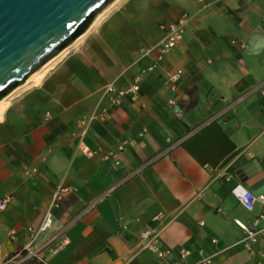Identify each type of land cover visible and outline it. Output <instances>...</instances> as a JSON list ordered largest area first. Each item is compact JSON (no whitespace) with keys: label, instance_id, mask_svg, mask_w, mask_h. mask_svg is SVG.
I'll use <instances>...</instances> for the list:
<instances>
[{"label":"crops","instance_id":"obj_1","mask_svg":"<svg viewBox=\"0 0 264 264\" xmlns=\"http://www.w3.org/2000/svg\"><path fill=\"white\" fill-rule=\"evenodd\" d=\"M204 1L198 12V0H121L45 76L5 100L0 200H9L0 210V264L29 243L60 183L72 190L34 246L62 232L68 243L53 255L42 249L47 264H194L207 256L212 264H264L234 222L262 216L264 226V202L249 211L230 194L241 167L254 160L264 170V95L235 102L264 79V0ZM186 12L195 15L181 42L142 77L135 97L110 105L102 86L126 89L149 62L126 69L133 56L120 61L115 42L131 33L148 48L161 21ZM98 24L102 40L93 34ZM176 69L172 92L166 76ZM96 107L105 119L82 136L77 120ZM80 139L93 156L80 152ZM118 145L117 161L101 158ZM157 227L171 251L161 260L137 248L140 231ZM180 247L189 250L183 258Z\"/></svg>","mask_w":264,"mask_h":264},{"label":"water","instance_id":"obj_2","mask_svg":"<svg viewBox=\"0 0 264 264\" xmlns=\"http://www.w3.org/2000/svg\"><path fill=\"white\" fill-rule=\"evenodd\" d=\"M112 0H0V99L81 35ZM264 195V170L253 160L236 171Z\"/></svg>","mask_w":264,"mask_h":264},{"label":"built area","instance_id":"obj_3","mask_svg":"<svg viewBox=\"0 0 264 264\" xmlns=\"http://www.w3.org/2000/svg\"><path fill=\"white\" fill-rule=\"evenodd\" d=\"M200 3L199 11L204 10L208 7L209 3L204 0H198ZM195 13H184L176 21H161L159 23L160 35L157 40L145 49L143 53V58H148L149 62L147 65L142 67L137 75L134 77L132 84L126 89L117 88L113 82L106 83L102 90V95L109 100L110 105L118 106L121 104L122 99L125 96L135 97L139 91V83L142 77L148 73L158 69L163 60L167 55L171 53L174 47L181 42L184 35L191 26L193 17ZM233 43H239L236 40H232ZM242 46V43H239ZM182 74L181 69H176L174 71L168 72L166 76V84L170 91L174 92L177 90V82ZM253 94L264 95V79H262L257 84L250 87L246 92L240 95L235 102H240L246 97H249ZM169 104H174L173 99L168 100ZM96 107L90 114L83 115L77 120V124L81 128V135L83 136L89 127L90 123L94 119H105L106 109ZM48 116V113H46ZM123 145H118L115 149H109L101 154L103 160L115 159L118 160L119 153L123 150ZM78 149L81 153L86 156H93L94 150H92L87 143L82 139L78 142ZM72 189L68 186L60 183L57 185L55 192L52 196L51 202L46 209L42 221L38 226L37 230L33 233L29 243L23 248L26 251V254L22 259L27 257H35L39 260H45L39 252L42 249H48L49 254H56L63 246L68 243L67 238L64 233L53 236L45 243L39 247L34 246L35 239L37 234L45 231L51 225L52 220V209L58 200H60L65 194L70 192ZM230 194L234 197L236 202L240 204L246 210H252L257 201L264 202V195L256 196L253 191L250 190L244 183L237 182L230 188ZM9 196H4L0 200V210H2L5 204L8 202ZM159 215H156L154 219H157ZM262 216L253 218L250 222H243L240 219H234L235 224L243 231V238L241 240L243 246L250 253L254 252V247L257 248V253L261 256H264V226L260 224ZM125 228V225H122V229ZM162 227L157 228H144L139 233V239L137 248L139 250H146L152 253L157 259L161 260L170 255L171 251L167 247L161 246L160 243V233ZM54 242V243H53ZM177 255L180 258L185 257L189 250L183 247H180L176 251ZM19 260V261H20ZM16 262H14L15 264ZM171 264H179L178 261H173ZM194 264H212L211 257H203Z\"/></svg>","mask_w":264,"mask_h":264},{"label":"rangeland","instance_id":"obj_4","mask_svg":"<svg viewBox=\"0 0 264 264\" xmlns=\"http://www.w3.org/2000/svg\"><path fill=\"white\" fill-rule=\"evenodd\" d=\"M119 1H121V0H112L110 3H108V5H106L103 9H101L98 13H96L93 21L88 25V27L85 29V31L81 35H79L75 39V41H73L72 43H70L69 45L64 47L58 54H60L61 52L62 53L59 56H57V58L54 57V59L50 62L51 64L50 63L47 64L48 67L46 66L45 70L43 71L44 72L43 76H45L50 71V69L52 67H54V65L68 52L70 47L79 38H81L85 33H87L90 30V28H92V26L95 24V22H97L107 10H109L111 8H114ZM92 23H94V24L92 25ZM98 27H99V24L97 25L96 30L93 31V34L96 35L97 39L102 40V38L99 37ZM117 42H119V44L115 42V45H117V51H118V53L121 56L120 61H123V60L127 61L133 56L131 61L125 64L126 69L130 68V67H132V66H134L136 64H139L142 61L143 53H144L146 48L141 46L142 43L140 41V37L136 40L135 36L130 33V34H127V35H124L123 37H121ZM126 46H128V47H126ZM118 47L127 48V49L121 51V50H118L119 49ZM32 82L33 81L30 80V78H28L23 84L15 87L12 91L7 93V95H5L1 100H3V101L8 100L9 101V100L15 98L16 96H18L21 93H23L28 87H30L34 83V82L33 83ZM103 87L104 86H102V88H101V94H102Z\"/></svg>","mask_w":264,"mask_h":264},{"label":"trees","instance_id":"obj_5","mask_svg":"<svg viewBox=\"0 0 264 264\" xmlns=\"http://www.w3.org/2000/svg\"><path fill=\"white\" fill-rule=\"evenodd\" d=\"M15 254L12 255L13 256L12 258L10 257L12 261H6L3 264H14V262H16L15 264H47L44 260H39L35 257H27L25 259L20 260L26 254L25 249H22L16 255Z\"/></svg>","mask_w":264,"mask_h":264},{"label":"bare ground","instance_id":"obj_6","mask_svg":"<svg viewBox=\"0 0 264 264\" xmlns=\"http://www.w3.org/2000/svg\"><path fill=\"white\" fill-rule=\"evenodd\" d=\"M74 41H75V40H74ZM61 53H62V52H61ZM61 53H60V54H61ZM60 54H57V55L54 56V57L57 58V56H59ZM54 57H53L48 63H46V65H44V66H43L42 68H40L38 71H36L35 73H33V74L29 77L30 80H32L34 83H35V82H38L39 79L41 78L42 74L44 73L43 71L45 70L47 64H49V63L54 59ZM50 64H51V63H50ZM47 67H48V66H47ZM4 104H5V101H3V100L0 99V110H2Z\"/></svg>","mask_w":264,"mask_h":264}]
</instances>
